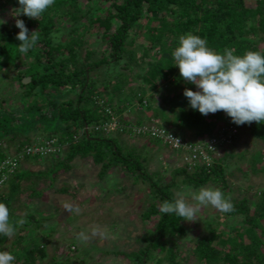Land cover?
Wrapping results in <instances>:
<instances>
[{
	"label": "trees",
	"instance_id": "1",
	"mask_svg": "<svg viewBox=\"0 0 264 264\" xmlns=\"http://www.w3.org/2000/svg\"><path fill=\"white\" fill-rule=\"evenodd\" d=\"M83 1L89 6L87 11L82 9ZM95 1L98 0H55L36 19L18 16L29 33L37 31L39 37L26 54H21L16 47L19 42L15 36L19 29L0 26V73L7 68L14 71L25 67L11 81L20 89V102L29 103L21 110L24 124L12 116V123L0 122V141L27 137L40 129L45 139L32 142L27 137L26 141L18 142L15 154L25 145L56 138L61 144H70L64 158L61 159L62 155L48 157L57 161V169L60 166L70 169V162L76 158L89 159L94 165H101L100 177L110 168L120 167L127 174L148 181L154 201L141 218L144 223L154 218L157 221L145 238V247L128 254L119 253L131 264H264V191L253 206L242 200L232 203L234 211L225 213L227 217L243 216V228L217 227L210 235L195 241L187 252V260L166 243L184 234L182 217L160 211L163 201L175 200L172 192L177 186L175 178L183 176V184L193 188L214 183L224 193L227 183L222 158H215L210 168L198 165L193 171L185 166L177 169L173 181L164 185L148 175L142 160L132 153L126 154L115 137L91 133L74 141V136L86 126L109 121L111 116L106 109H110L120 123L129 124L124 114L136 103L143 107V112L136 115L138 125L151 118L160 119L175 135L189 132L202 144L223 133L232 124L231 118L222 110L204 116L188 106L183 91L186 88L195 91L196 86L180 78L171 53L178 46L180 36L192 34L204 39L207 47L216 52L223 53L227 48L238 56L246 51H259L264 55V47H259L260 43L264 46V0H254L253 7L248 6V0H100L109 6L107 11L98 8L96 12L91 9ZM18 7L17 0H6L0 5V9L10 8L14 13ZM66 22L71 28L65 27ZM62 29L66 30V38L60 41L56 36ZM86 35L98 36L108 44V51L103 52L99 60H93L94 51L87 47L81 54V47L89 46ZM139 38L143 43L136 47ZM79 56H83V60ZM121 60L125 61L123 69L128 74H110L103 82L92 75L104 66L112 68L113 63ZM25 78H30L29 83H22ZM96 98L104 101V105H98ZM143 101H147L146 106ZM4 104V100L0 101V116L4 113L1 111ZM53 122L52 132L46 134V127ZM219 123L224 126L218 128ZM242 126L248 127L252 137L264 143V121ZM237 137L231 145L218 146V151L224 153ZM149 141L158 144L156 140ZM8 157L0 151V163ZM38 159L25 156L8 181L11 197H3L0 202L8 206L10 221L20 219L11 214L10 201L19 194L21 182L50 178L57 170L56 167L41 172L21 170L22 162ZM37 195L40 194L34 190L32 196ZM28 218L34 220L33 215ZM13 225L16 230V224ZM7 243L8 237L0 236V251H4ZM15 252L14 264H17L22 251ZM37 256L46 257L44 247L31 244L22 262L34 264Z\"/></svg>",
	"mask_w": 264,
	"mask_h": 264
},
{
	"label": "rangeland",
	"instance_id": "2",
	"mask_svg": "<svg viewBox=\"0 0 264 264\" xmlns=\"http://www.w3.org/2000/svg\"><path fill=\"white\" fill-rule=\"evenodd\" d=\"M247 4L253 7L254 0H248ZM108 6L109 4L98 0L92 4L91 9L95 12L98 8L107 11ZM82 9L84 11L89 9L85 1L82 2ZM16 19L18 17L10 8L0 9V20L4 21L3 25L15 27ZM65 27L71 28V24L66 22ZM65 31L62 29L57 34L58 40L63 41L66 38ZM86 40L89 46L81 47L80 52L84 53L86 47L94 51L93 60H99L101 54L109 49L108 44L98 36L86 35ZM142 43L143 40L139 38L135 45L139 47ZM259 47L263 49L264 46L260 43ZM79 59L83 60V56H79ZM124 63L125 61L121 60L113 63L112 68L104 66L92 75L103 82L109 79L110 74L119 72L128 74L123 69ZM23 70L25 67H19L14 71L7 68L5 72L0 73V101H5L1 109L4 113L0 116L2 123L5 120L12 123V116L19 118L24 124L25 119L22 118L24 114L21 110L29 103L20 102V89L11 81L13 76ZM198 90L195 87V91ZM136 115L130 108L125 112L124 117L134 123L137 120ZM53 126H55L54 122L52 126L46 127L45 133L52 132ZM222 126L224 125L219 123L218 128ZM16 129H19V125ZM23 130H26V127H23ZM37 133L40 140L45 139L40 129ZM28 137L31 138L32 135ZM109 137L117 138L126 154L132 153L142 160L148 175L161 184L171 183L174 179V171L184 167V161H181L179 155H173L170 149L162 145H154L148 138H131L124 134ZM183 137L196 142L189 132ZM21 140H23L22 136L9 142L2 140L0 147L11 156L15 154L18 142ZM65 155L66 153L60 156L61 159ZM217 156L218 159L222 158V165L226 170L227 187L224 191L226 197L231 203L247 200L250 206H253L264 191V170H262L264 143L253 138L248 127L242 126L234 145L224 153L220 151ZM57 166L56 160L47 157L39 158L37 161L22 162L21 170L41 172L55 167L57 169ZM69 166L68 170L60 166L50 178L21 182L19 194L11 198L10 207L11 214L23 219L24 222L17 225L16 220L12 218L11 222L15 223L17 228L14 234L8 237L4 251L10 252L14 257L16 250L22 251L17 264H23V256L31 244L43 246L46 253L45 258L37 256L34 264H131L129 259L119 253L128 254L145 247V238L157 221V218H154L151 222L144 223L141 218L143 212L154 201L149 182L127 174L120 167L110 168L105 176L100 177L101 165L96 166L89 159L76 158ZM187 170L191 171L188 168ZM182 180L183 176L175 178L174 184L177 186L172 190L175 199L182 196L186 202L195 203L191 200V194L201 187L186 186ZM202 187L217 188L214 183ZM34 190L40 195L32 196ZM3 195L6 198L11 197L8 184L3 190ZM65 204H70L72 210H65ZM29 215H33V221L28 218ZM244 224L243 216L227 217L225 213L211 206H202L193 221H181L184 234L167 240L166 243L179 250V256L187 260L188 250L198 239L210 235L217 227L243 228ZM81 234L87 238H81Z\"/></svg>",
	"mask_w": 264,
	"mask_h": 264
},
{
	"label": "clouds",
	"instance_id": "3",
	"mask_svg": "<svg viewBox=\"0 0 264 264\" xmlns=\"http://www.w3.org/2000/svg\"><path fill=\"white\" fill-rule=\"evenodd\" d=\"M55 0H17L19 7L15 16L24 15L36 19L54 4ZM4 23L0 20V26ZM19 29L15 39L19 42L18 51L28 53L38 41L37 31L29 33L22 20H15ZM171 56L179 70L180 78L195 85L199 91L185 89L183 96L188 106L201 115L223 111L237 126L264 121V55L259 51H246L242 56L234 55L230 49L223 53L213 51L199 36L186 34L179 37L178 46ZM172 152V151H171ZM176 155V153L172 152ZM188 203L180 196L160 205L161 213H174L184 221H193L200 208L211 206L221 213L234 211V205L219 189L201 187L191 194ZM71 211L70 204L64 205ZM18 219L16 224H22ZM15 227L10 221L8 206L0 202V236L14 234ZM81 238L86 239L83 234ZM15 257L8 251H0V264H14Z\"/></svg>",
	"mask_w": 264,
	"mask_h": 264
},
{
	"label": "built area",
	"instance_id": "4",
	"mask_svg": "<svg viewBox=\"0 0 264 264\" xmlns=\"http://www.w3.org/2000/svg\"><path fill=\"white\" fill-rule=\"evenodd\" d=\"M6 0H0V5ZM97 99V98H96ZM96 103L100 106L104 105V101L97 99ZM143 105H147V101H143ZM136 114L143 112V107L139 103L131 106ZM111 116L107 122L100 123L92 127H85L77 136H74V141L80 140L82 137H89L91 133H103L106 136L126 135L131 138L145 137L151 140H156L159 145H162L170 151L180 156L181 161L189 170L193 171L198 165H204L206 168L213 166V161L219 155L218 146L231 145L233 138L239 135L242 125L237 126L232 123L223 130L218 136L208 139L204 144L192 142L183 136H177L169 131L167 127L162 125L160 119H150L138 125L136 122L129 124L120 123L110 109H106ZM70 144H61L58 139L51 138L40 143L25 145L18 154L11 155L0 163V199L4 197L3 190L8 184L9 179L15 173L18 164L25 156L46 158L49 156L63 155L68 150ZM5 198V197H4Z\"/></svg>",
	"mask_w": 264,
	"mask_h": 264
},
{
	"label": "crops",
	"instance_id": "5",
	"mask_svg": "<svg viewBox=\"0 0 264 264\" xmlns=\"http://www.w3.org/2000/svg\"><path fill=\"white\" fill-rule=\"evenodd\" d=\"M31 135H32V137L31 138H29L28 136V138L30 139V141H32V142H36V141H38L39 140V137H38V133L37 132H35V133H30ZM29 134V135H30ZM27 137H22L23 138V140H21L22 142H24V141H26L27 140ZM9 140L11 141V140H13V139H8V142H9ZM17 148V147H16ZM4 151V150H3ZM174 155V154H173Z\"/></svg>",
	"mask_w": 264,
	"mask_h": 264
},
{
	"label": "water",
	"instance_id": "6",
	"mask_svg": "<svg viewBox=\"0 0 264 264\" xmlns=\"http://www.w3.org/2000/svg\"><path fill=\"white\" fill-rule=\"evenodd\" d=\"M29 81H30V78H25V79H23L22 83L27 84V83H29Z\"/></svg>",
	"mask_w": 264,
	"mask_h": 264
}]
</instances>
